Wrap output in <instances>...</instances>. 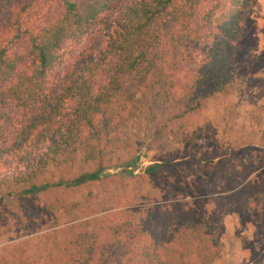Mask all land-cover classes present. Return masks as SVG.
<instances>
[{"label": "trees", "instance_id": "trees-1", "mask_svg": "<svg viewBox=\"0 0 264 264\" xmlns=\"http://www.w3.org/2000/svg\"><path fill=\"white\" fill-rule=\"evenodd\" d=\"M40 1L0 0V202L7 185L26 186L23 193L42 189L34 180L50 165L114 152L128 112L121 95L128 82L160 95L168 125L242 85L232 62L253 0H53V12L25 28L23 18ZM95 24L106 31L102 47L79 52L48 91L61 44ZM10 104L26 112L16 126ZM172 165L144 170L168 172ZM212 203L207 219L190 201H174L136 207L112 225L82 223L67 244L69 255L75 264H122L134 251L137 264H212L220 256L223 217L262 213L264 185L244 183Z\"/></svg>", "mask_w": 264, "mask_h": 264}, {"label": "rangeland", "instance_id": "rangeland-1", "mask_svg": "<svg viewBox=\"0 0 264 264\" xmlns=\"http://www.w3.org/2000/svg\"><path fill=\"white\" fill-rule=\"evenodd\" d=\"M53 10V0L32 4L22 26L36 28ZM105 33L95 24L61 44L48 91L58 87L62 72L79 52L102 47ZM186 67L192 70L194 64ZM232 70L240 88L207 100L175 125L164 122L159 94L145 84H125L121 95L128 112L114 152L91 160L78 154L71 162L48 166L34 180L42 186L35 193H23L26 186L5 187L0 264H75L67 244L82 223L92 229L112 225L136 207L159 209L174 201H190L195 214L207 219L216 196L244 183L264 185V0H253L244 18ZM8 111L15 126L26 114L12 104ZM151 163L173 165L168 172H146ZM98 170L96 178L87 179ZM221 224L220 256L212 264H264V211L229 213ZM122 264H137V252Z\"/></svg>", "mask_w": 264, "mask_h": 264}]
</instances>
